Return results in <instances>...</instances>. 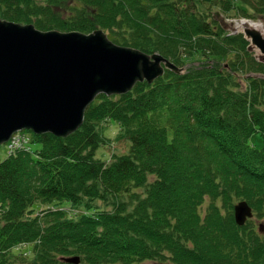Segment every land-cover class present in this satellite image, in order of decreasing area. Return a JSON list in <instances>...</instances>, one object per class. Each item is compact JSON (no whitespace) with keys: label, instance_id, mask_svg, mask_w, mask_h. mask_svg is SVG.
I'll return each instance as SVG.
<instances>
[{"label":"trees","instance_id":"16d2710c","mask_svg":"<svg viewBox=\"0 0 264 264\" xmlns=\"http://www.w3.org/2000/svg\"><path fill=\"white\" fill-rule=\"evenodd\" d=\"M240 3L0 0V20L102 30L186 67L100 95L66 138L26 131L36 149L0 156V264H264V148L249 144L264 138V62L219 19ZM105 119L129 143L109 164L96 158ZM239 202L252 211L243 226Z\"/></svg>","mask_w":264,"mask_h":264},{"label":"water","instance_id":"95a60500","mask_svg":"<svg viewBox=\"0 0 264 264\" xmlns=\"http://www.w3.org/2000/svg\"><path fill=\"white\" fill-rule=\"evenodd\" d=\"M241 24L251 47L264 56V34ZM165 69L184 71L160 55L116 46L101 30L42 32L0 20V146L22 130L66 138L82 126L97 95L127 94L137 83L152 84ZM250 218L247 203L234 207L236 225ZM65 261L77 264L78 258Z\"/></svg>","mask_w":264,"mask_h":264},{"label":"rangeland","instance_id":"374dc122","mask_svg":"<svg viewBox=\"0 0 264 264\" xmlns=\"http://www.w3.org/2000/svg\"><path fill=\"white\" fill-rule=\"evenodd\" d=\"M36 1L41 2L42 0H36ZM214 1L216 2V0ZM249 2L250 3H247V4H244V3L236 4V7H238V9L242 11L244 15L242 12L231 11L228 14H223L222 18L219 17L220 22L222 23L223 27L227 31L229 30V32H231L232 34L241 33L242 29H238V25L241 23L242 20L246 21L247 23L248 22L260 23L264 26V16H261L256 12L257 8H260V4L261 3L263 4L262 0H249ZM210 10H211V7H210ZM210 10L207 11V13L208 12L210 13ZM219 11L220 9L218 8V6H216V7H212L211 13L214 14ZM52 31H56V30H52ZM42 32H47V31H42ZM57 32H60V31H57ZM60 33H69V32H60ZM252 52L254 53V56L257 59H261V61L264 62V58L260 56L259 52L255 50L253 47H252ZM145 55L149 56L148 54H145ZM181 68L186 70V67H181ZM100 95L101 94L97 95L95 100L98 99ZM84 116H85V112H84ZM100 129H101V133L103 137L108 140V144L102 147L100 146L101 148H99L96 154V158L100 159L101 161H104L106 164H109L110 161H112V159L114 158V156L126 154V152L128 151L129 143L125 140H121V141L115 140L116 138L119 137L121 127L119 124H117L113 120L105 119L104 121H102L100 124ZM16 137H18L16 138L17 141L12 145V147L9 146V147L4 148L3 145L0 146V156L1 157H4V154H7L14 146L18 147L20 146L19 143L22 144L23 142L27 143L24 146L25 148H28V146H30L31 150L36 149V145L32 144L26 135H21V136L18 135ZM249 144L256 149H263L264 148V138L260 136L259 134L254 133L249 139ZM22 249L23 248H21L20 250L23 251ZM149 264H153V263H149Z\"/></svg>","mask_w":264,"mask_h":264},{"label":"bare ground","instance_id":"6f19581e","mask_svg":"<svg viewBox=\"0 0 264 264\" xmlns=\"http://www.w3.org/2000/svg\"><path fill=\"white\" fill-rule=\"evenodd\" d=\"M248 24H250V26L256 28L257 30H260L263 34H264V26L260 23H253V22H248ZM243 25L240 23L238 25V29H242Z\"/></svg>","mask_w":264,"mask_h":264},{"label":"built area","instance_id":"2783aa9c","mask_svg":"<svg viewBox=\"0 0 264 264\" xmlns=\"http://www.w3.org/2000/svg\"><path fill=\"white\" fill-rule=\"evenodd\" d=\"M16 138H18V137H15V138L12 139V141H11V143H10L9 146L12 147V145L17 141ZM19 144H20V146H22V145L24 144V142H23L22 144H21V143H19ZM20 146H18V147H20ZM18 147L14 146V147L11 149V151H13L14 149H16V148H18Z\"/></svg>","mask_w":264,"mask_h":264}]
</instances>
